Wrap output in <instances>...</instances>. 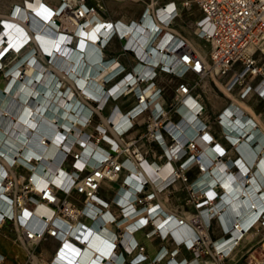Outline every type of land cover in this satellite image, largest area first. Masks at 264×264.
I'll use <instances>...</instances> for the list:
<instances>
[{"label": "bare ground", "instance_id": "1", "mask_svg": "<svg viewBox=\"0 0 264 264\" xmlns=\"http://www.w3.org/2000/svg\"><path fill=\"white\" fill-rule=\"evenodd\" d=\"M153 1L155 3V0ZM76 2L78 0H62L55 9L41 0H28L27 4H18L15 8L13 7L14 13L4 19L5 28H2L0 34V73L4 77V82L0 83V115L1 113L3 115L0 121V228L8 218L4 216L5 213L11 216L14 222H18V229H20V223H23L42 232L46 224L50 223L48 228H55L58 236L49 237L57 239L59 244L54 258L46 264H123L126 256L118 248H114L118 225L123 236H121L122 242L131 251L130 254L136 250L140 251L133 258L136 261L135 264H153V259L148 260V255L146 258L144 250L141 249L135 237L136 232L146 228L144 227L146 222L149 225L154 220L156 228L160 225L164 234L168 233L167 236L176 240L175 246L180 247L184 243L191 248L198 234L205 238V235L209 233L208 223H212L216 216L220 225L226 230L231 229L232 233L228 236L222 235L215 244L218 248L229 252L228 257H231L246 237L247 226L261 211L264 226V120L260 123L257 121L258 115H250L242 104L245 98L242 99L238 95L234 96L235 99L219 112L226 111L222 123L217 119L219 113L216 115L222 135L226 130L235 142L231 149L207 129L198 134V130L208 121L211 123L212 119L206 108L198 112L203 103L193 94L184 96L178 104L180 115L176 120L171 119L168 124L170 131L181 139V142H185L187 138H194L202 145V148L198 150L201 153L200 173L195 178L194 187L200 189L198 194L205 191L211 203L214 204L213 208L209 206L202 208L203 217L184 206H182V212L172 211L165 206V203L170 200V189L166 185L171 181L175 186L183 182L182 179H176L175 157L172 158L171 147L161 131L148 141L153 147V158L144 157L141 153L139 156H142V161L136 162L129 159L126 162L131 170H124L121 178L127 177L130 187L121 184L122 188L119 192H115L116 199L125 206L124 213L119 205L101 195L97 196V200L106 204V207L98 201L91 202L86 208L91 217L84 215L82 220L79 218L70 220L60 214L54 215V208L42 200L33 206L22 204L19 207L17 203L11 202L7 192L4 191L2 181L5 174L14 175L18 183L24 182V179L29 181L32 176L34 181L32 185L37 188L51 181L57 184L65 183L70 176L66 168L68 161H65L68 149L79 152L80 158L77 160L79 167L88 162L92 166L98 165L106 152V148L101 143L89 138L95 126L87 122V118L94 110L100 111L92 104L91 99L97 98L100 106L103 107L109 91L101 93L102 89H100V92H96L90 86L91 81H94L93 78L101 85L106 78L112 77L122 68V62L117 57H108L101 48L102 43L110 38L109 31L102 28L103 19L90 14L87 24H82L81 17L72 10ZM174 7L175 3L171 2L167 8L164 7L165 10H160L156 23L158 27L162 26V20L166 19L169 11ZM55 11H59V16L53 15ZM148 17L149 15L144 22L133 29H130L129 23L122 25L118 22L119 31L126 32L128 44L137 42V53L145 57L149 63L146 65L138 63L136 69L142 76H146L148 70L152 68L150 63L164 58V55L153 48L155 45L149 43L153 25H148ZM25 23L37 29L36 37L40 46L48 57L52 56L50 58L52 68L40 59L36 61L37 51L33 48L3 69V58L17 47L19 42L21 43L29 36ZM74 31L78 32L75 44ZM171 31L181 35L173 26ZM196 32L200 33L199 30ZM164 38L169 40L170 35ZM189 40L195 41L199 48L198 40L192 37ZM190 42L189 45L195 49ZM57 43H60V47L55 49ZM149 49L152 52L149 53ZM195 50L205 57V53ZM32 61L34 69L31 74H28L23 71V67ZM137 62L135 60L134 64ZM57 70L62 72L65 80L58 77ZM215 70L202 78L201 82L199 81L200 84L202 85L208 77H218ZM135 78L134 75H129L116 87L128 79L134 82ZM191 78L198 80L193 74ZM256 84L257 90L264 93V81L259 83L257 81ZM133 87H138L137 83H134ZM141 89L143 100L153 96V87L146 91L142 87ZM225 89L228 94H234L228 88L225 87ZM161 98L156 99L152 104V107L156 105L153 107L156 113L163 107V98ZM113 108L114 105L111 109ZM101 114L105 119L99 123L103 133L108 126L111 127L112 123L107 121L108 115L102 112ZM130 117V114H125L119 107L114 110L112 118L117 122L116 126L119 130L112 128L115 134L113 137L103 133L114 145L118 143L119 131L131 124ZM212 136L218 139L217 145L210 141ZM165 152L169 158L160 160V155ZM232 152L240 155L232 157L230 154ZM3 158L7 159L6 163H3ZM192 160L194 158H190L188 163ZM235 166L237 167L234 168ZM239 167L240 171L237 173L236 170ZM19 168L26 170L27 173H19ZM119 174L121 172L112 178L116 179ZM112 178H104L103 187L112 182L110 188L116 189L117 185ZM144 180L148 181L150 187L156 192L158 206L155 205L156 201L147 205L146 208L137 205L136 192ZM70 183L68 182V185ZM219 188L222 192L215 198ZM66 202L70 205L72 199H67ZM152 206L153 209H150ZM114 217L117 222L111 221ZM107 232L109 235L106 234ZM153 234L152 232L147 235L154 237ZM17 241L21 243L18 239ZM137 243L138 246H136ZM235 243L236 247L231 250ZM23 246L28 250L25 245ZM160 249L154 257H157V262L161 260L164 264V261L171 257L166 254L169 248L165 247L161 251ZM29 255L33 257L34 251L29 252ZM180 257L183 259V264H201L197 253L192 249L183 251ZM2 258L0 256V262ZM173 258V262L180 260L179 257ZM140 260L141 262H138ZM212 261L219 263L217 259L209 260L208 263L211 264ZM258 264H264V260Z\"/></svg>", "mask_w": 264, "mask_h": 264}, {"label": "built area", "instance_id": "2", "mask_svg": "<svg viewBox=\"0 0 264 264\" xmlns=\"http://www.w3.org/2000/svg\"><path fill=\"white\" fill-rule=\"evenodd\" d=\"M153 2V0L146 2L141 17L136 21L132 20L128 24L130 29L137 28L149 15L148 25H153L154 29H152V34L149 36V43L155 45L153 48H156L160 52L159 54L164 55V58L150 63L152 68L148 70L146 76H142L140 72L137 71L136 67L138 63L144 65L149 63L145 57H141L137 53V42H134L132 45L128 44L129 39L126 36V32L121 33L119 31V21L109 19L106 14L107 6L105 0H78V2L74 4L72 10L76 15L81 17L83 23L87 24L88 15L90 14L100 16L103 19L102 28H106L109 31L110 38L108 41L102 43L101 48H103L108 57H117L122 62V68L109 79L106 78L101 85H99L94 78V81H91L90 87L96 92H100V89H102L101 93L103 91H109L103 107L100 106V102H98L97 98L91 99L92 104L99 108L103 114L108 115L107 121L112 123L111 127L108 126L103 133L113 137L115 134L112 128L117 131L119 130L116 126L117 122L112 118L114 110H116L117 107L125 112V114L131 115V124L124 130L119 131L120 137L118 143L114 145L99 128V123L105 121L104 117L98 109L94 110L87 118V122L95 126L89 138L101 143L103 147L106 148V152L104 157H101L102 160L100 163L92 166L91 163L88 162V164L79 167L77 165V160L80 158L79 152L68 149L65 161H68L66 168L70 175L69 178L65 183L57 184L51 181V183L49 182L47 185L39 188L32 185L34 183L32 176L29 181L24 179V182L18 183L14 175L5 174L2 181L4 191L7 192L12 203H17L19 207H21L22 204L33 206L37 204L39 200H42L54 208V215L60 214L70 220L78 218L82 220L81 218H83L84 215L91 217L86 208L91 202L97 203V196L102 195V180L104 178H112L115 174L121 172V174L117 175L116 179L112 178L115 183L118 182V185L116 189H112V195L113 193L115 195L111 196L108 200L119 205L124 213L125 206L116 199L115 192H119L122 188L121 184L130 187V182L127 177L121 178L124 170H131V168L126 165V162L129 159L136 160V162L142 161V156H139L141 153L144 157L153 158V147L148 141L149 138H152L161 131L166 137L168 145L171 147L172 158L173 156L175 157L174 163L177 168L176 179H182V182L187 185V189L190 191V197L187 201H192L194 203L197 209L195 214L202 216L201 210L203 207H214V204L211 203V199L205 191L198 194L200 189L198 190L194 187L196 179L187 182L188 178L186 177V172L193 167H197L200 173L201 165L199 162L201 161V153H199L198 150L202 148V145H200L196 139L194 140V138H187L185 142H181V139L170 131L168 124L171 119L176 120L180 115L181 112L178 104L182 101L184 96L193 94L203 103L201 94L197 92L199 81L211 74V71L215 69L217 76L221 80L228 79L234 74L227 88L231 91L237 90V95L240 98H250L251 96L257 95L264 102V93L257 90L256 87L257 81L258 83L264 81V0H179V2H177V0H155V3ZM171 2L176 4L175 7L169 11L166 19L162 20V26L158 27L156 24L158 21L157 15L161 9L165 10L164 7L167 8L168 4ZM193 7H197L202 13L200 18L195 20L194 26L195 31H200V33H197L200 38L205 39L209 43V52L205 57L189 45L186 37L171 31L172 26L176 25L183 11ZM168 34L170 35L169 40L164 38V36L166 37ZM116 41L121 42L120 51L117 50ZM150 52H152L151 49H149V53ZM123 55H128L130 59L128 58V61L124 62L123 59H121ZM135 60L138 61L136 64H134ZM192 74L196 76V79H198L197 81L191 78ZM129 75H134L136 77L134 82L128 79L120 86L116 87ZM163 75L171 77V81H173L174 78L177 79L174 92L171 96L167 94V83L161 80ZM149 80H151V82H148ZM134 83H137L138 87L134 88ZM141 87L145 91L153 87V96L147 97V101L143 100ZM155 95H157L156 98H154ZM160 97L163 98V107L156 113L155 108H153L156 107V105L152 107V104ZM112 105H114L113 109H111ZM205 108L203 103L198 112H202ZM133 111L135 112L133 113ZM225 112L226 111H223L218 115L219 118L217 119L221 123ZM205 129L215 134L212 131V125L209 121L204 127L198 130V134L204 132ZM223 136L228 141L229 145H231L227 147L231 149V147L235 145V142L232 141L226 130H224ZM214 137L212 136L210 141L213 142L214 145H217V140L219 138L215 139ZM182 149L184 151H182ZM236 149L238 150L237 147ZM160 156V160L169 158L166 152ZM190 158H194V160L188 163ZM236 167L237 166L234 168ZM239 171L240 167L236 172L238 173ZM68 182H71L70 185H68ZM166 187L170 189V197L171 189L176 186L173 181H171ZM221 192L222 189L219 188L215 198H217L218 193L221 194ZM136 194H138L136 203L140 207L146 208L147 205H150L154 201H156L155 205H159L156 192L150 187L149 182L146 180L142 182ZM67 199H72L70 205L66 202ZM98 202H100L101 205L103 204L104 207L107 206L101 201ZM150 209H153V206L150 207ZM4 216H8L7 221H13L12 217L8 214L5 213ZM111 221L117 222L115 217L112 218ZM20 224V229H16L18 232L17 239L30 250L29 252L34 251L35 247L47 237L58 236L56 235L55 228H48L50 223L46 224L42 232L38 229L29 227V225ZM54 225L58 226L56 224ZM210 226L211 222L208 223V232ZM144 227L150 229V231H147L148 235L153 232L154 238H159L162 241L160 251L165 247L169 248L166 254L171 257L164 261L166 264H183V259H180L183 246L186 250H194L201 264H209L206 260L202 259L203 254L206 253L211 254L217 261L228 257L229 252L218 248V245L215 244L216 240L211 238L210 233L205 235V238H203L201 234H198L192 247L189 248L185 246L184 243L180 247L175 246L177 243L176 240L167 236L168 233L164 234L160 225L156 228L154 220L151 221L149 225L146 222ZM222 228L224 230L223 235L228 236L229 233H232L231 229L226 230L224 227ZM116 229L114 248H118L121 253L126 256L123 264H135V259L130 258L131 251L128 250L122 242L123 236L121 235L120 226L117 225ZM119 235L120 239L118 240ZM138 245L137 243L136 246ZM236 245V243L232 245L231 250L235 248ZM140 246L142 250H145L143 244H140ZM173 257H179L180 260H175L173 262ZM156 258L157 257L153 258V264H162L161 260L157 262ZM138 262H141V260Z\"/></svg>", "mask_w": 264, "mask_h": 264}, {"label": "rangeland", "instance_id": "3", "mask_svg": "<svg viewBox=\"0 0 264 264\" xmlns=\"http://www.w3.org/2000/svg\"><path fill=\"white\" fill-rule=\"evenodd\" d=\"M44 1L45 2H43V1L42 2L49 5L52 8L56 9L59 6L58 0L57 1L56 0H44ZM27 2H28V0H0V34L2 32V28H5L4 27V19L10 17V15H12L14 13L13 7L15 8L16 5H18V4H21V5L27 4ZM55 14H57V16H59L60 13H59V11H55V13L53 15H55ZM201 15H202V13L197 7L186 9L183 11L182 17H180V19L177 21V23H178L177 26L181 27L184 32H187V36L192 35L191 37L196 38L200 43H202L205 46L206 49H208L209 43L203 38L199 39L195 35V32H194L195 31V26H194L195 19ZM37 20H38V17H37ZM43 20L46 21L45 18H43ZM81 23L85 24L83 22H81ZM182 25H184V26L182 27ZM25 27L29 32L28 38L26 40H23V41L21 40L22 42L21 43L19 42V45H17V47H14L3 58V64H4L3 69L8 67L10 64H12V62H14L15 59H17L22 54H24L28 49H33V48L37 51L36 56H35L36 61L40 59L42 62H44L46 65H48L52 68L53 64L50 63V58L52 56L48 57L45 54L42 47L40 46L38 38L36 37L37 29L35 27H32V25H30L28 23H25ZM47 30H48V28H47ZM57 32H58V30H57ZM74 32L76 33V36H74V38H75L74 44H75V42L77 41L78 32L77 31H74ZM43 33H45V32H43ZM17 41H20V40H17ZM59 45H60V43H57L55 46V49H58L60 47ZM53 54H55V52H53ZM33 66H34L33 61L29 62L26 66L23 67V71L28 73V74H31L33 72V69H34ZM35 67H36V65H35ZM57 73H58V77L61 78V80L66 79L61 71L57 70ZM161 80L164 83H168V80H172V78L169 76L163 75L161 77ZM3 82H4V77H3V74L0 73V83H3ZM176 82H177V79L174 78L173 82L171 84H169V85L167 84L168 96H171L172 93L174 92ZM200 82H199V85L197 88V92L201 94L203 103L207 109V113L210 115V117L212 119V122H213V123L211 122L212 131L218 136L219 140H221L227 146H229L228 141L225 139V137L221 133L220 125H218L217 119H216V113L218 112V110L229 100L227 98L228 94L226 93L227 94L226 95L225 92L223 91V89L220 87V85H218L212 79L210 80V85L206 89H204V87L201 86ZM210 93L213 94L214 98H216V96H218L216 98V100L214 98H211ZM235 93L237 94V90H235ZM235 93H234V96H236ZM229 97H231V96H229ZM248 100H249V103L245 100V102L243 101L242 104H246L247 107L246 106H244V107L246 109L247 108L249 109V110L247 109L248 112H252V116L254 113L259 114L258 112H261L264 110V102L257 95L251 96ZM215 101H216V103H215ZM250 105H253V107L256 110H258V112L256 110L251 109ZM2 116L3 115L1 113L0 121L2 120ZM24 139H26V138H24ZM231 155L234 157L236 154L232 152ZM5 160H7V159L3 158V161H5ZM18 172L24 173V174L27 173L26 170H23L21 168L18 169ZM198 175H199L198 168L197 167L191 168L190 170H188L186 172V177L188 178L187 182L194 180ZM115 185H118V182L115 183ZM109 189L111 190L112 188H109ZM103 192H104V189H103V191L101 189V193H103ZM110 192L112 193V190ZM189 197H190V191H188L187 185L185 183H180L178 186L171 189L170 198L173 200V203L175 204L176 207L180 208V207L184 206L186 209L192 210V211H194V213H196L197 209L194 206V203L192 201H189V202L187 201V199H189ZM262 213L263 212L261 211L259 214L254 216L256 218L253 220V222L249 223V225L247 226L246 237L241 241L239 249L237 250V256L236 257L238 258L237 259L238 261L237 260L234 261V259H232L230 257H226V258L218 261L219 262L218 264H258V262H261L262 260H264V226L262 224ZM13 230H14V222L11 220H8L5 223L3 231L10 235L11 233H13ZM209 233H210V236L213 240H217L218 238H220L224 234V230L222 228V225H220L219 221L216 218H214L212 223H211V226L209 228ZM1 234L2 235H0V245H2L1 241L3 240V234L4 233H1ZM154 242L158 243L157 246H160L162 243V241L159 238H155ZM172 245H173V243H172ZM35 248L36 249L40 248V244H38ZM185 250L186 249L183 246V251H185ZM9 259H11L14 262V264H32L27 256L25 259H23L20 256H15L14 254L12 255L11 252H9ZM202 259L206 260L207 262L209 260H212V259L216 260L211 254H208V253L203 254Z\"/></svg>", "mask_w": 264, "mask_h": 264}, {"label": "crops", "instance_id": "4", "mask_svg": "<svg viewBox=\"0 0 264 264\" xmlns=\"http://www.w3.org/2000/svg\"><path fill=\"white\" fill-rule=\"evenodd\" d=\"M42 1L45 2L44 0H41V2ZM148 1L149 0H105V4L107 6V12H106V14L108 15L109 19H112L114 21H119L120 23H122V25H125V24L130 23L132 20L136 21V20H138L141 17V15H142V13L144 11V8L146 6V2H148ZM58 2L61 3L62 0H58ZM177 2H179V0H177ZM59 3H58V5H60ZM198 18H200V16L197 17L196 19H198ZM179 19H180V17H179ZM177 24L178 23H176V25H173V28L175 30H177L178 33H180L181 35L185 36L189 40V38H191V36H187V32H184L181 27H178L177 26ZM183 26L184 25H182V27ZM194 32H195V35L200 39V37L197 35V32L196 31H194ZM192 39H193V37H192ZM194 39L197 40L196 38H194ZM189 42H190V40H189ZM190 43L193 45V47L195 49H197L198 51L202 52V54L205 53L204 55H206L209 52V46H208V49H206L205 46L202 43L199 42L200 43V46H199L200 49H199L198 48V45H197V43L195 41H192ZM115 44H116V47L118 48L117 50L120 51L121 50V42L120 41H116ZM28 51H30V49H28L26 52H28ZM206 51H207V53H206ZM26 52L24 54H26ZM24 54H22V55H24ZM128 58L130 59V57L128 55L121 56V59H123L124 62H127L128 61ZM166 76H168V75H166ZM233 77H234V74L231 75L228 79H224V80H220L219 77H214V78L213 77H208V78H206L203 81V83H202L201 86L204 87V89L208 88V86L210 85V80L212 79L218 85H220V87L223 89V91L225 92V94L226 93L228 94V92H226L225 87L227 88V85L232 81ZM172 82L173 81L168 80V83L167 84H171ZM232 92L235 93V91H232ZM210 94L212 95L211 98H214L213 94L212 93H210ZM228 95L231 96V97H229ZM228 95H227V98L229 100L218 110V112L216 113V115L221 110H223L231 102V100H234L235 99V98H233L234 97V94L229 93ZM216 98H214V99L216 100ZM248 99H249V97L248 98H245V100L249 103V100ZM162 101H163V99H162ZM244 106H246V104H244ZM250 106H251V109L256 110L253 107V105H250ZM256 111L258 112V110H256ZM249 113L252 115V112H249ZM258 113L260 115L259 114H253V115H256V116L258 115L259 118L257 119V121L260 122L261 120H264V118H263L264 110L261 111V112H258ZM230 154H232V153H230ZM238 155H235V156H238ZM6 161L7 160L3 161V163H6ZM111 185H112V183L111 184H105L104 187L102 188V191L104 189V192L102 193V195L105 198H110L112 196V193L110 192L111 190L109 189ZM165 206H168V208L170 210H172V211L182 212V210H183L182 207L177 208L175 206V204L173 203V200L171 198H170L169 201H167L165 203ZM187 215H189V214L187 213ZM184 216L186 217V215H184ZM6 222H7V220H6ZM5 223H3V225L0 228V235H2L1 233H4L3 234V240L1 241L2 242V245H0V256L3 257L2 260H1V262H0V264H14V262L11 259H9V252H11L12 255L14 254L15 256H20L23 259H25L26 256H27L29 258V260H31V263L32 264H41V263L42 264H44V263L46 264V263H49L54 258L55 250H56V248H57V246L59 244V242H58L57 239H55L53 237H48L47 239H45L43 242L40 243V248H38V249L35 248V250H34V256L31 257L29 255L28 250L21 243H19L17 241V233L18 232L16 231V229L18 228L17 227L18 222H16V221L14 222V230H13V233H11L10 235L7 234V233H5L3 231L4 226H5ZM148 230L149 229L145 228L143 230H140V231L136 232L135 233V237L138 239V241H139L140 244H143L144 245V247H145L144 248L145 249L144 250V253L146 255H148V257H149L148 260H152L153 257L159 251L160 246H157L158 243H155L154 242V239L155 238L153 236L152 237H149L147 235V231ZM106 234L109 235V232H107ZM238 249H239V247L237 248V250ZM237 250L230 257V258L234 259V261H236L238 259L236 257L237 256ZM139 252H140L139 250L134 251L132 254H130V258L133 259L134 257H136L139 254ZM211 264H216V263L212 261Z\"/></svg>", "mask_w": 264, "mask_h": 264}]
</instances>
